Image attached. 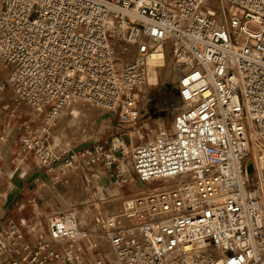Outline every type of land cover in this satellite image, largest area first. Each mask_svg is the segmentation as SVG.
Segmentation results:
<instances>
[{
    "label": "built area",
    "instance_id": "obj_1",
    "mask_svg": "<svg viewBox=\"0 0 264 264\" xmlns=\"http://www.w3.org/2000/svg\"><path fill=\"white\" fill-rule=\"evenodd\" d=\"M153 57L176 77L169 127L139 144L121 133L75 151L47 142L74 103L134 126ZM0 69V91L41 126L2 105L0 141L16 131L21 152L51 172L114 168L126 183L128 161L142 182L161 183L94 217L114 263L100 231L65 210L34 245L15 223L0 229L6 264H264V166L247 171L264 150V0H0Z\"/></svg>",
    "mask_w": 264,
    "mask_h": 264
},
{
    "label": "rangeland",
    "instance_id": "obj_2",
    "mask_svg": "<svg viewBox=\"0 0 264 264\" xmlns=\"http://www.w3.org/2000/svg\"><path fill=\"white\" fill-rule=\"evenodd\" d=\"M247 28L251 31L258 30V27L255 24H248ZM131 58L132 57L128 58V61L131 60ZM166 66V69L161 70L156 76L155 80H158L157 86L147 87L144 85L142 87L143 96L139 98V107L142 113L139 117V121L134 126H117V119L113 116H110V114L100 109L78 103L77 105L79 106H75L76 108H73L78 110L77 112L79 116L71 115V112L74 110L71 108L68 118L63 121H60L59 119L56 125L51 127L47 135V142L52 147L60 151H75L94 143L107 146L112 136L116 133H121L122 137L127 141H129V138L131 137L132 143L134 144H139L151 139L158 127L161 125H163L165 128L169 127L174 116V114H172V110H174V108L179 105V98L176 95L174 85L176 77L171 70L172 65L168 63ZM8 73L9 71L0 69V87L5 84ZM155 80H151V82L153 83ZM153 100L156 102L153 103ZM2 105H8L9 108L16 109V111H18L19 114L23 116V118L32 122V126L35 130L40 132L41 126L39 124L38 118L33 116L25 105L17 104L13 98L11 90H9L7 87L3 91H0V106ZM64 113L67 115L68 110L64 111L60 118L63 117ZM2 122L3 119L0 118V135L2 130ZM140 135H142V138H139ZM24 156H26L25 162L23 159ZM32 158V154L21 152L19 134L16 131H11L7 139L0 141V192L6 190L7 181L11 182L10 180L5 179L3 175L7 173H12V175H15L21 168L26 167L28 169V167L32 168L33 166H36L33 164ZM124 165L123 171L125 172L124 175L126 177V183L120 182V178L116 177L114 168L110 170H103V168L96 169L99 173V176L101 175L100 178L102 175L103 177L105 176V179H103L102 183H100V187L102 188V193L104 194L105 198L104 201H99L98 198L100 195H96V190L92 188L93 186L95 187V183L98 179L91 180L90 185L83 182V179H79L83 186L76 187L77 190H75L76 192L74 194V204L76 207H74V209H76L75 213L78 217L80 225L83 228L88 226V229L89 227H92L93 229V220L97 214L100 213L102 216L117 214L120 212L121 204L125 199L136 197L142 192H148L146 189L154 190L157 188L155 186L161 185V183L158 182L147 184L141 183L129 165V162L125 161ZM65 173L67 174H65L66 176L63 177L61 175V171H57L56 169V174L53 175L54 178H57L54 181V196L58 206L61 208H53L51 211H62L67 207L65 204V199H72V197L68 196L70 193L69 190H67L71 185L69 186L66 184L65 178L70 177V174H80L81 176L84 175L80 168L66 171ZM84 176L86 177V175ZM84 185L86 187L88 186L87 190ZM78 188L82 189V191ZM140 190L144 191L140 192ZM68 202L72 204V202ZM17 208L18 207L11 204L5 211H3L2 202H0V215L5 213L3 219H5L6 216H15L18 214ZM22 213L27 220L32 219V215H30L31 213L27 208H25ZM3 219H0V222ZM29 222H22V224L25 226ZM42 227L45 229V220L42 221V226L39 228L42 230ZM94 229L96 231V228ZM99 231L100 230H98V232ZM99 234H103L102 231H100ZM99 245L106 254L110 253L105 238L99 237ZM111 263H114V261L111 260Z\"/></svg>",
    "mask_w": 264,
    "mask_h": 264
},
{
    "label": "crops",
    "instance_id": "obj_3",
    "mask_svg": "<svg viewBox=\"0 0 264 264\" xmlns=\"http://www.w3.org/2000/svg\"><path fill=\"white\" fill-rule=\"evenodd\" d=\"M70 112L71 110L68 111L67 115H65L66 113H64L63 117L59 118L60 121H63L66 118H68ZM9 135L7 136V138L9 137ZM23 159L25 162L26 156H24ZM32 159H33V164H35L36 166H33L32 168L28 167V169L26 167L21 168L19 172H17L15 175H12V173H7L3 175L5 179L10 180L11 182L7 181L6 190L0 192V202H2V209L3 211H5L9 205L13 204L14 206L18 207L17 208L18 214L15 216H10V217L6 216V218L3 219V217L5 216V213H2V215H0V219H3V220L0 222V229L5 228L10 222L15 223L22 230L24 240L34 245L38 243L41 237L42 238L47 237L46 229H47L48 217L51 214L58 213V211H51V210L53 208H61V207L58 206L57 201L54 196L55 195V187H54L55 182L54 181L57 178H54L53 175L56 174V170L54 172L45 170L44 168L40 167L37 164L34 158ZM98 168H101V167L97 166L95 168H91L88 170L81 169L83 174L86 175V177L84 175L81 176L80 174H77V175L70 174L69 175L70 177L65 178L66 184L69 186L71 185L70 187H68L67 190H69V193H70L68 194V196L72 197V199L71 200L69 198L65 199V204L67 207L63 209L62 211H65V210L75 211L76 210L74 209V207H76L74 204L75 202L74 194L76 192L75 190H77L76 187L83 186L79 180L80 178L83 179V182L87 183L88 185H90L91 180L98 179L99 181L97 180L95 183V187L93 186L92 188L96 190L95 192L96 195H100L98 198L99 201L105 200L104 194L102 193V188L100 187V183H102L103 179H105V176L103 177L102 175V177L100 178L101 175L99 176V173L96 170ZM57 171H60V170L57 169ZM61 173L63 177L66 176L65 174H67L65 172H61ZM87 188L88 186L86 187V190ZM80 190L82 191V189ZM68 201L72 202V204L69 203ZM25 208H27L28 211L31 213L30 215H32V219L27 220L26 217L23 215L22 211ZM42 219L45 220V229L44 227H42V230H41L39 227L42 226V221H43ZM22 222L23 223L29 222V223L24 226ZM87 227L88 226H85L86 229H88ZM94 228L92 229V227L91 228L89 227V229H92L93 231H95ZM0 263L6 264L7 258L5 256L0 255Z\"/></svg>",
    "mask_w": 264,
    "mask_h": 264
},
{
    "label": "bare ground",
    "instance_id": "obj_4",
    "mask_svg": "<svg viewBox=\"0 0 264 264\" xmlns=\"http://www.w3.org/2000/svg\"><path fill=\"white\" fill-rule=\"evenodd\" d=\"M115 47H116V49H119L118 47V45H115ZM127 56H126V58H130L131 57V55L129 54V53H127L126 54ZM130 55V56H129ZM125 58V59H126ZM161 61H156L155 59H154V57L153 58H151L149 61H148V78H147V83L145 84L147 87H151V86H155V85H158L157 84V82H158V80H155L156 79V76H157V74L159 73L157 70H155L154 69V67L157 65V64H159V65H161ZM165 63V62H164ZM164 66H165V64H164ZM170 69V68H169ZM171 70H172V72H173V69L171 68ZM155 76V77H154ZM174 79V78H173ZM176 79V78H175ZM151 80H155V82H151ZM78 103H74V104H71L70 106H68V107H66V108H64L62 111H61V113H60V115L58 116V118H57V120L52 124V126L51 127H54L55 125H56V123H57V121L59 120V118L62 116V114H63V112L64 111H66V110H68V111H70V109L71 108H76L75 106H79V105H77ZM73 108V109H74ZM78 110H73V112H71V115H78V112H77ZM79 116V115H78ZM110 116H112V115H110ZM254 154H253V158H251V160H248L247 161V171H248V173H249V175L254 171V170H260V167H263L264 166V150L263 151H261L260 153H257L256 151H254L253 152ZM139 179V178H138ZM139 181L141 182V183H143V184H147V183H144V182H142L140 179H139ZM178 184V181H173V182H170V181H168V182H166V185H173V184ZM155 187H157V188H159L160 186H155ZM155 187H153V188H155ZM156 188V189H157ZM146 190H148V192L149 191H153V190H151V189H146ZM141 191H144V190H140V192ZM139 192V191H138ZM93 227H95V225H94V223H93ZM97 229H96V232L98 231V227H96ZM91 231H93V230H91ZM100 235V234H99ZM100 238H103V234H101L100 235ZM108 254V259H110V260H113L114 261V259H113V257H112V254L111 253H107Z\"/></svg>",
    "mask_w": 264,
    "mask_h": 264
},
{
    "label": "trees",
    "instance_id": "obj_5",
    "mask_svg": "<svg viewBox=\"0 0 264 264\" xmlns=\"http://www.w3.org/2000/svg\"><path fill=\"white\" fill-rule=\"evenodd\" d=\"M176 95L178 96L177 92H176ZM159 105V104H158ZM160 106V105H159ZM176 106V105H175Z\"/></svg>",
    "mask_w": 264,
    "mask_h": 264
},
{
    "label": "flooded vegetation",
    "instance_id": "obj_6",
    "mask_svg": "<svg viewBox=\"0 0 264 264\" xmlns=\"http://www.w3.org/2000/svg\"><path fill=\"white\" fill-rule=\"evenodd\" d=\"M154 101V100H153Z\"/></svg>",
    "mask_w": 264,
    "mask_h": 264
}]
</instances>
